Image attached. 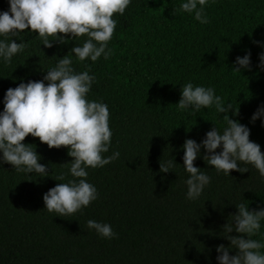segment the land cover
Masks as SVG:
<instances>
[{"label":"trees","instance_id":"1","mask_svg":"<svg viewBox=\"0 0 264 264\" xmlns=\"http://www.w3.org/2000/svg\"><path fill=\"white\" fill-rule=\"evenodd\" d=\"M184 2L131 0L124 15H114L107 60L81 62L74 56L71 48L86 37L45 48L31 32L17 37L27 47L11 63L0 58V112L8 88L42 80L64 55L77 73L89 70L96 79L88 99L107 104L110 112L111 145L104 155L120 153L103 168L86 169L98 198L58 217L44 209L43 194L73 179L72 158L64 147L49 149L27 136L24 143L32 144L49 173L24 174L0 163V264H218L216 246L230 243L222 225L232 221L235 206L264 208V178L254 167L241 163L248 172L217 173L203 160V149L194 166L210 183L198 199H186L184 140L200 143L213 124L222 132L226 122L214 105L194 112L176 104L188 82L214 88L238 109L229 117L247 126L250 140L264 152L261 119L250 122L264 105V69L257 67L264 52V0H208L207 24L174 11ZM8 8V0H0V12ZM248 52L251 71L234 72L236 57ZM168 160L173 168L160 172L159 162ZM61 174L65 179L56 181ZM88 220L109 224L116 236L102 238L86 227ZM252 238L264 243V221Z\"/></svg>","mask_w":264,"mask_h":264},{"label":"clouds","instance_id":"2","mask_svg":"<svg viewBox=\"0 0 264 264\" xmlns=\"http://www.w3.org/2000/svg\"><path fill=\"white\" fill-rule=\"evenodd\" d=\"M131 0H8L7 11L0 12V58L11 63L12 58L22 52L26 43H17V37L24 32L38 35L45 48L53 42L66 44L79 37H86L82 46H73L71 52L79 61H97L101 56L107 60L112 49L108 47L116 27L114 15H124ZM208 0H187L179 9L194 15L201 24L209 23L205 12ZM259 43V42H254ZM251 53L237 56L233 71H251ZM73 60L68 55L58 59L55 67L46 72L42 80L27 83L21 81L15 88H8L3 97V111L0 112V163L10 164L15 171L42 177L49 173L48 165L39 163L41 156L24 143L31 135L38 138L49 149L66 148L72 158L70 174L73 179L59 182L43 194L44 209L58 217L74 215L88 207L98 198L97 189L88 182L86 169L103 168L119 158L118 151L105 157L111 145L110 112L107 104L88 99V93L95 81L89 70L77 73ZM258 68L264 69V52L259 55ZM181 110L215 106L223 114L226 127L221 132L213 127L205 133L200 143L185 139L183 168L189 174L185 180L186 199L196 200L210 183V177L194 166V161L205 155L203 160L217 173L248 172L244 165H251L264 178V152L258 143L250 140V129L229 117L238 115L231 103L225 104L212 87L194 86L191 82L180 89L176 103ZM261 119L264 126V105L257 107L250 122ZM217 149H221L217 151ZM64 163V164H69ZM174 161L159 162V171L168 173ZM64 175L56 181H63ZM232 221L222 225L224 239L230 243L216 246L218 264H264V243L253 239L264 221V208L249 210L243 203L235 206ZM88 229H94L102 238L112 239L116 234L107 223L88 220ZM234 233V234H233ZM234 250L235 254L230 255Z\"/></svg>","mask_w":264,"mask_h":264}]
</instances>
